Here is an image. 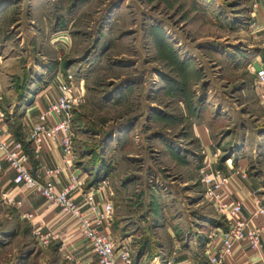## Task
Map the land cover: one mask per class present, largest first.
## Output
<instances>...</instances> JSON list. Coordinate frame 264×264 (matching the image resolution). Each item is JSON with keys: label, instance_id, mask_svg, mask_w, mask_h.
Instances as JSON below:
<instances>
[{"label": "rangeland", "instance_id": "374dc122", "mask_svg": "<svg viewBox=\"0 0 264 264\" xmlns=\"http://www.w3.org/2000/svg\"><path fill=\"white\" fill-rule=\"evenodd\" d=\"M259 2L0 0L6 128L29 152L22 114L37 92L73 76L81 98L71 112L74 169L84 170L76 173L93 194H111L110 236L124 241L134 264L150 263L168 229L180 243L187 235L209 243L214 229L228 228L206 197L197 126L217 149L210 173L264 176L253 73L264 62ZM4 195L0 264H75L56 234L43 232L56 239L40 247L31 219Z\"/></svg>", "mask_w": 264, "mask_h": 264}, {"label": "built area", "instance_id": "2783aa9c", "mask_svg": "<svg viewBox=\"0 0 264 264\" xmlns=\"http://www.w3.org/2000/svg\"><path fill=\"white\" fill-rule=\"evenodd\" d=\"M262 28L264 30V21ZM253 73L256 86L264 88V66L256 68ZM75 85L73 76L67 75L66 80L58 86L54 101L41 114L39 123L32 128L28 137L36 150L41 147L44 137L50 142L58 141L62 151V166L46 170V179L39 181L27 166L28 158L22 145L0 132V169L2 162L7 163L9 170L13 172L14 186L38 194L43 198L47 209L58 210L61 215L73 221L85 245L95 256L97 264H134L127 245L123 241H114L107 232L113 221L112 205L96 203L92 190L81 194L83 205L75 203L72 194L82 191L85 185L84 175L71 171L65 187L57 188L55 184L58 175L64 171V165L70 170L74 162L71 112L81 102ZM50 116L61 119L52 126H45L44 123ZM201 174L206 187V197L215 204L217 212L228 222L227 230L217 228L210 235L205 251L209 264H224L237 245H244L257 252L264 237V224L258 227L251 226L241 217L242 201L224 197L223 189L229 183V176H222L219 172L212 174L206 166ZM240 176L245 179L244 175ZM254 213L264 218V202L254 201ZM24 218L32 219V215L26 214ZM34 234L42 248H47L56 239L54 235L43 233L41 229L34 230ZM163 264L173 263L166 260Z\"/></svg>", "mask_w": 264, "mask_h": 264}, {"label": "crops", "instance_id": "0c3cea01", "mask_svg": "<svg viewBox=\"0 0 264 264\" xmlns=\"http://www.w3.org/2000/svg\"><path fill=\"white\" fill-rule=\"evenodd\" d=\"M262 4V2H259L257 9V16L261 19L264 18V9H261ZM260 66H264V62L263 65H258L257 68ZM61 83H56L54 86L48 85L44 90L37 92L33 104L30 106L31 108L25 109L24 114H22L21 121L27 135V141H29L28 137L30 131L39 123L41 114L44 113L48 106L54 101L57 88ZM3 86V78L0 74V103L3 96L11 92V90L10 92L4 91ZM257 91L259 100L264 108V88H260ZM40 96L42 98L41 100L39 98ZM29 109L31 111H29ZM1 115L2 112L0 108V132L2 135L13 139L12 133L6 128ZM60 119L61 117L50 116L44 124L45 126H52ZM195 132L197 133V135H195V141L200 146L205 156V166L208 170H211L214 165L213 163H215L213 154L217 151L216 146L213 144L209 133L202 125L197 126ZM25 154L28 158L27 166L30 172L39 181H44L46 179V170L56 169L62 166V151L59 142H50L46 137L43 138L42 145L38 150L31 145L30 151L25 152ZM247 160L248 158L239 160L238 166H245ZM260 160L261 161L257 165L263 167L264 157ZM75 162L76 161L73 162L70 170L64 165V171H62L55 180L57 188L66 186L71 171L75 173L84 171L80 168L74 169V165L77 164ZM76 167L78 166L76 165ZM259 172L260 171H258L256 176L250 177L249 181L246 182L240 181L239 176L233 175L230 177L228 185L223 189L225 198L232 200L239 199L242 201L241 217L248 221L253 227L264 224V218L254 213V201L260 200L264 202V176L259 174ZM12 179L13 172L9 170L7 163L2 162L0 169V189L5 192L4 197L10 198L16 203H20L16 205L19 208L21 218L25 219L24 217L26 214L32 215V219L29 221L31 222L33 231L41 229L42 232L56 234L59 240L58 243H60L62 247L61 252L64 251V253L70 254L75 264H97L95 256L85 245L83 237L77 231L73 221L61 215L58 210L47 209L42 197L22 187L14 186ZM90 190H92V187H87L85 183L82 191L74 192L72 197L75 203L83 205L81 194ZM94 201L100 205L105 203L110 204L111 194H107L105 189L100 187L98 193L94 194ZM111 226L112 224L107 229L109 235ZM166 233L168 238L167 244L156 245L154 249L155 253L150 255L149 264H156V261L157 264H163L166 260L172 261L173 264H209L207 256L203 255V252L207 250L208 242H206V239L189 238L190 236L187 235L185 236V240L180 243L175 239L171 229H168ZM117 241L123 240L119 239ZM144 253V255H147L149 251L144 250ZM224 264H264V237L261 242V247L257 252L248 249L244 245H237L233 254Z\"/></svg>", "mask_w": 264, "mask_h": 264}]
</instances>
